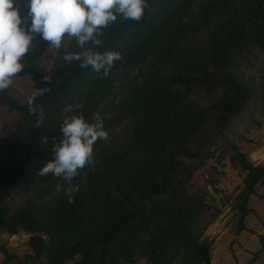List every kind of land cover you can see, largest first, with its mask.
Instances as JSON below:
<instances>
[{
  "label": "trees",
  "instance_id": "16d2710c",
  "mask_svg": "<svg viewBox=\"0 0 264 264\" xmlns=\"http://www.w3.org/2000/svg\"><path fill=\"white\" fill-rule=\"evenodd\" d=\"M147 2L142 22L118 17L103 29L94 51L122 57L106 77L103 70L63 59L82 51L74 38L55 53L51 75L39 71L45 41L26 53L17 76H30L34 92L48 91L31 104L34 93L22 103L0 91V106L18 114L15 128L0 134V193L42 185L11 214L0 205V234L30 235L32 255L25 262L211 264L212 241L205 232L220 210L203 190L192 189L197 174L204 168L235 171L240 231L250 199L264 187V165L251 163L235 141L200 143L208 125L224 136L255 95L264 101V67L258 80L247 71L256 52L264 55V0ZM135 70L106 124L102 106L120 77ZM205 96L213 100L202 105ZM69 105L73 111L65 113ZM94 113L107 133L123 124L122 136L98 140L94 166L78 170L70 183L51 173L41 176L63 138L64 117L82 114L93 123ZM259 246L264 251V236ZM2 253L6 264L12 255Z\"/></svg>",
  "mask_w": 264,
  "mask_h": 264
},
{
  "label": "rangeland",
  "instance_id": "374dc122",
  "mask_svg": "<svg viewBox=\"0 0 264 264\" xmlns=\"http://www.w3.org/2000/svg\"><path fill=\"white\" fill-rule=\"evenodd\" d=\"M27 3L28 0H14V7H18L21 17L28 13ZM44 43L45 41L37 34L32 41L30 51L42 47ZM46 51L47 49L41 58L39 71L51 75L55 54ZM263 67L264 55L256 52L252 66L247 71L258 80ZM136 75L137 70L122 75L112 95L102 106L106 124L114 114L115 104L124 95ZM7 90L24 103L34 93L32 79L30 76H17ZM212 100L213 97L205 96L200 99V103L206 105ZM17 118V113L8 112L5 107L0 106V134L4 135L14 129ZM107 131L108 139L106 140L121 137L124 125H113ZM224 134V136L220 135L219 129L210 124L200 143L235 141L251 163L264 165V101L260 100L259 95H255V98L232 118ZM211 180L214 181V186L210 183ZM192 183L193 190H203L209 203L220 210L215 222L205 232V236L212 241L211 264H248L249 262L264 264V251H261L259 246V237L264 236V187L257 188V194L250 199L251 212L244 219V228L240 231L237 230L239 216L235 209V197L239 191L240 182L235 171L221 169L219 174H215L209 168H204ZM37 189H42V185H37L27 191L10 190L0 193V205H4L6 211L11 214L28 198L37 196ZM29 236L23 231L15 235L0 234V264H5L2 249H6L12 255L6 264H37L24 260L26 255H32V250L28 245ZM75 262L76 260L65 264H75ZM137 264H144V261L139 260ZM174 264H179V261Z\"/></svg>",
  "mask_w": 264,
  "mask_h": 264
},
{
  "label": "clouds",
  "instance_id": "9594fccd",
  "mask_svg": "<svg viewBox=\"0 0 264 264\" xmlns=\"http://www.w3.org/2000/svg\"><path fill=\"white\" fill-rule=\"evenodd\" d=\"M27 7V15L21 17L14 0H0V91L8 89L17 74L25 69L22 61L37 34L48 42L46 52L53 54L74 38L82 51L66 53L63 59L79 61L81 68L90 66L97 73L103 70L106 77L114 61L122 57L114 51L103 54L94 51L102 43L99 37L103 29L118 17L122 21L142 22L149 4L147 0H28ZM47 91L48 88H36L29 103ZM81 107L76 105V108ZM72 111L71 105L64 109L65 113ZM93 120L89 123L82 114L64 117L60 128L63 138L54 145V158L41 168V176L51 173L70 183L79 174L78 170L94 166L93 146L98 140L108 139V133L98 114H93ZM59 190L60 185H57Z\"/></svg>",
  "mask_w": 264,
  "mask_h": 264
}]
</instances>
